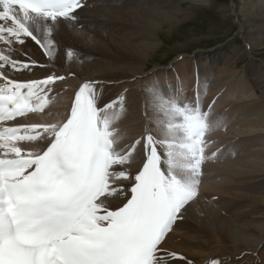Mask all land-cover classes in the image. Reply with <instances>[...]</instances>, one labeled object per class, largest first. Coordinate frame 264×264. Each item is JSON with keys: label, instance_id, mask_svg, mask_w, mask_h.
Returning <instances> with one entry per match:
<instances>
[{"label": "snow or ice", "instance_id": "obj_1", "mask_svg": "<svg viewBox=\"0 0 264 264\" xmlns=\"http://www.w3.org/2000/svg\"><path fill=\"white\" fill-rule=\"evenodd\" d=\"M83 7L85 0H0V264L184 260L163 245L197 200L203 165L220 153L207 154L213 107H203L199 74L191 100L182 82L143 89L145 123L130 144L117 127L127 89L106 101L100 80L84 79L62 119L28 121L45 114L66 79L55 71L60 60L71 69L90 59L57 40L70 31L94 43L79 23Z\"/></svg>", "mask_w": 264, "mask_h": 264}, {"label": "bare ground", "instance_id": "obj_2", "mask_svg": "<svg viewBox=\"0 0 264 264\" xmlns=\"http://www.w3.org/2000/svg\"><path fill=\"white\" fill-rule=\"evenodd\" d=\"M182 1L185 0H85V7L77 10L80 13L79 23L84 26L83 31L93 37L94 43L83 44L70 31L57 34V40L62 49L70 47L82 57L90 59L83 65L73 63L71 69L61 59L55 71L66 75V79L58 81L55 86L62 91H53L45 114H29L28 121L55 122L62 119L84 79L104 81L105 85L117 91L134 87L133 98L137 106L132 110L139 116L145 111L143 85L158 81L160 88L165 89L169 84L177 86L182 82L186 90L187 76L182 74L186 63L192 65L188 73L201 76L202 71L198 66L203 62L213 66V76H217L216 82H221L238 72L240 64L235 62L237 59H247L242 64V68L246 69V85L230 87L225 95L247 99L249 105L246 108H233L231 114L225 116L226 119L222 118V134L208 132L206 138L211 143L207 154L220 149L219 158L203 165L199 196L187 206L182 223L174 225L172 232H180L181 237L169 236L172 232L169 233L163 247L185 258L174 260L171 264H187L188 261L192 264H210L214 259L222 261V264H231L229 259L233 257L243 261L248 259L247 262L251 263L264 251V58H261L264 55V0H236L231 6L230 13L239 27L236 34H239L243 47L224 45L206 53L196 52L183 60L179 73L178 70H170L173 66L156 67L150 71L155 72L151 77L154 81H144L145 70L163 44L162 37L191 18L189 9L195 7L183 9ZM188 1L193 5L209 4L207 0ZM226 9L227 6L219 8L223 16L228 15ZM229 29L230 26L222 28L220 33L227 35ZM223 48H228L227 58V50L207 54ZM176 49H180V46ZM36 57L44 59L39 53H36ZM69 70L74 75H67ZM45 74L40 72L32 78H42ZM212 81L208 78L205 83L200 81L201 90L203 84L206 88ZM68 94H71L69 106H62L59 101L66 102ZM118 96V93L105 89L106 101ZM193 96L194 90L191 93L186 90L187 99L191 100ZM223 102L219 95L213 99L203 98V107L207 109L212 105L214 109ZM256 108V122L243 124L238 121L240 112L250 117ZM148 111L151 114V107ZM126 121L122 117L119 122L126 125ZM144 123L145 120L141 125L132 127L129 139L126 138L123 143L130 144L140 134L137 132L142 131ZM136 170L137 166L133 165L132 171ZM215 176L219 183L213 185ZM220 192H224L228 200H223L218 195Z\"/></svg>", "mask_w": 264, "mask_h": 264}, {"label": "rangeland", "instance_id": "obj_3", "mask_svg": "<svg viewBox=\"0 0 264 264\" xmlns=\"http://www.w3.org/2000/svg\"><path fill=\"white\" fill-rule=\"evenodd\" d=\"M207 1L209 2L207 6H204V4H198V5L194 4L193 5L188 0L182 1L180 3L183 9H188L187 7L189 6L195 7V9H189L188 14H190L191 12V18L189 20H186V22L181 23L179 26H177V28L171 29L172 32H168L165 34L166 35L165 37H162L163 44L160 46L159 50L152 57V61L149 63V66L147 65L148 69L145 70L146 75L143 77L144 81H148L151 79V77L155 74V72L153 71L150 72V71L152 69H155L156 67L165 68V67L173 66L172 69L170 70H174L175 72H177L178 70V73H179L182 67L183 60H186L189 56H193V54L196 52L203 51V53H206L205 51L207 50H210L217 46H224V45H230L235 48L243 47V42L239 38V34H236L238 33L237 31L239 28L237 25V20L230 13L232 9L231 6H233V3H235L234 1L236 0H215V1L207 0ZM239 4H242L241 1H239ZM224 6L228 7V9H226L228 11V15L226 16H223L222 15L223 12H220L219 10V8L224 7ZM229 26L231 27V29H229V32L227 33V35H222L220 33L222 31V28L224 29ZM178 45L180 46V49L177 50L176 47ZM227 49L228 48L226 49L223 48L221 50H218L212 53H207V54L214 55L219 51H226ZM225 53H226L225 58H227L228 50ZM249 58L250 57H248V59ZM261 58H264V55ZM246 60L247 59H237L235 62L236 63L238 62L240 64L238 68L239 69L238 72L234 74L233 76H230L221 82H216L217 76L216 77L213 76L214 73L212 71V68H213L212 65H210L209 63L203 62L200 66H198V68L201 69L202 71V75L199 76L200 81L205 83L206 78L213 80L211 83H208L206 88H205V85L203 84V87H202V91L204 93L203 98L213 99L216 95H219L220 97L224 99L223 103L218 104L217 107L213 109L212 113L214 112L215 114L212 115L211 113L210 115V124H211V130H210L211 132L209 131L210 133L219 134L220 132L222 134L223 133L221 130V127L223 126V124L221 123L222 118L226 119L225 116L230 115L233 108H236V107L246 108L249 105L247 99H242L234 95H228V96L225 95L227 90L230 87L234 88L236 85H240V86L246 85V79H245L246 69L242 68L243 66L242 64H244ZM191 67L192 65H189L188 63H186V66L182 70V74L187 76L188 87L186 90L188 93H191L192 90L195 89L196 84H197L196 83L197 74L191 75V73H188ZM146 87H147L146 85L142 86L143 89ZM102 88L104 92H105V89L106 90L108 89L112 93H118L119 95L121 93H124L125 89H127L126 101H125L126 113L123 116L125 119H127L126 125L118 122L117 127L121 126L122 128H119L121 131H123L124 133L130 134V129L137 125H141L142 121L144 120V114H140L139 116H136L134 114V110H132L134 106H137L133 98L135 94L134 87L125 88L121 91H117V89L109 88L108 85L103 84ZM211 88H213L212 91H211ZM56 89L58 91L59 90L62 91V89H60V87L58 86L54 87V91H56ZM70 99H71V94H68L67 99L65 100L66 102L59 101V103L62 106L65 104L68 107ZM140 107L142 106L140 105ZM257 114H258L257 108L255 109L254 115L250 117L245 115L244 112H240L238 121L242 122L243 124L248 123V122H256L255 118ZM43 117L45 118V115ZM137 133H140V131H138ZM138 136L139 135L135 136V138H137ZM208 136H211V135H208ZM222 137H225V135H223ZM126 138L129 139V135H127ZM212 183L213 185H216L219 183L217 176L214 177ZM218 195L223 200H228L225 198L227 197V195L224 192H220L218 193ZM182 221L183 219L179 220V222H177L176 225L177 226L180 225ZM169 236L181 237V233L172 232V234H170ZM263 256H264V251L260 256H257L256 258H254L251 263L247 262L248 259L243 261L242 259H238V257L230 258L229 263L231 264H264V261L262 260Z\"/></svg>", "mask_w": 264, "mask_h": 264}]
</instances>
